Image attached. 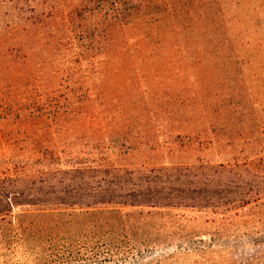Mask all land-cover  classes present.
<instances>
[{
  "label": "rangeland",
  "instance_id": "374dc122",
  "mask_svg": "<svg viewBox=\"0 0 264 264\" xmlns=\"http://www.w3.org/2000/svg\"><path fill=\"white\" fill-rule=\"evenodd\" d=\"M35 1L43 15L52 12L50 32H63L66 14L78 2ZM179 1L182 9L191 5ZM248 2L239 14L248 27L236 42L211 51V58L203 45L161 44L168 26L140 36L134 28L126 30L127 44L119 36L108 45L119 54L116 60L99 59L106 75L84 76L76 68L75 75L33 80L14 93L21 108L12 124L0 125V143L4 134L18 135L22 112L31 139L46 145L41 152L50 154L54 146L60 163L78 156L115 165L120 171L116 181L109 179L113 185L178 186L213 178L237 185L252 200L222 218L183 208L16 206L0 216V264H92L97 248L104 253L108 243L132 244L150 264H264V0ZM62 43L69 48L66 39ZM81 97L88 98L87 118L76 108ZM7 110L0 106V114ZM9 142L14 158L0 157V184L7 191L26 182L43 189L79 183L77 174L61 171L6 179L25 160L22 142ZM6 160L14 162L7 166ZM99 181L108 182L101 174L88 179L91 185Z\"/></svg>",
  "mask_w": 264,
  "mask_h": 264
},
{
  "label": "trees",
  "instance_id": "16d2710c",
  "mask_svg": "<svg viewBox=\"0 0 264 264\" xmlns=\"http://www.w3.org/2000/svg\"><path fill=\"white\" fill-rule=\"evenodd\" d=\"M185 1L187 5H191L182 9L179 0H78L66 14L62 23L65 28L63 32L58 28L50 32L46 28L51 21L52 12L48 11L43 15V9L37 1L0 0V106L8 107L7 113L0 114V125L12 124L16 119L15 111L21 107L14 93L30 87L33 80L41 82L47 75L52 78L63 74L75 75L76 68L84 76L106 75L109 69L99 59L107 55L113 61L118 58L116 50H110L108 45H115L119 36L122 37L121 43L127 44L129 40L126 30L137 28L140 36L143 32H152L156 26H168L160 34L161 44L166 45L168 39H174L176 46L203 45L211 49L207 51L211 58L214 56L211 51L221 49L225 43L231 45L236 42L237 35L244 31L245 26L248 27L249 20H240L242 14L239 16L242 9L245 11L250 8L248 0L232 3L233 7L224 0ZM138 38L136 36L135 39ZM63 39L67 40L69 48L62 43ZM87 100L88 98L81 97L76 107L84 118L88 117L85 110ZM65 107H71L69 102ZM73 112L74 110H70L68 114ZM23 119L26 117L20 112L16 125L20 133L15 136L3 133L4 142L0 143V157L12 159L15 155L9 141L16 144L20 140L23 149L20 156L25 158L19 164L17 163L21 159L13 163L17 164L15 173L6 179H16L21 173L34 174L40 170L44 174L56 171L77 174L81 179L76 185L53 184L48 189L31 183L28 186L26 182V186L15 185L7 191V186L0 184V216L21 205H122L194 209L222 218L235 207L248 204L252 198L249 193L240 192L237 185L222 184L213 178L195 183L185 182L178 186H158L156 182L150 184L149 181L145 187L138 188H124L117 182L113 185L109 179L117 180L119 167L92 164L90 161L86 163V160L80 161L78 156L72 157L74 161L69 159L60 163L56 147H50V154L41 152V148L46 145L31 139L33 130L28 129L29 126L25 125L26 121ZM12 162L14 161L6 160L4 163L8 166ZM95 174H101L102 179L108 182L89 184L88 179ZM102 252L104 253H100L97 248L92 264L151 263L146 262L143 251L132 244L108 243ZM154 264H158V261Z\"/></svg>",
  "mask_w": 264,
  "mask_h": 264
}]
</instances>
